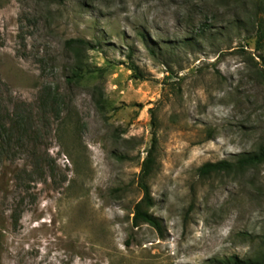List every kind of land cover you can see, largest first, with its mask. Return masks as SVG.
Masks as SVG:
<instances>
[{
  "label": "rangeland",
  "instance_id": "1",
  "mask_svg": "<svg viewBox=\"0 0 264 264\" xmlns=\"http://www.w3.org/2000/svg\"><path fill=\"white\" fill-rule=\"evenodd\" d=\"M264 0H0V264H213L264 253ZM70 40L89 44L69 83ZM155 160L149 213L132 224Z\"/></svg>",
  "mask_w": 264,
  "mask_h": 264
},
{
  "label": "trees",
  "instance_id": "2",
  "mask_svg": "<svg viewBox=\"0 0 264 264\" xmlns=\"http://www.w3.org/2000/svg\"><path fill=\"white\" fill-rule=\"evenodd\" d=\"M53 2H61L62 0H51ZM261 28L258 31L257 43L264 41V26L259 25ZM71 48L73 67L71 70V76L68 78L69 83H78L82 80L84 72V59L85 52L90 49L89 44L82 40H70L67 43ZM14 123L12 120H7L0 117V137L6 136L12 133L14 130ZM8 136V135H7ZM6 136V138H8ZM155 160L152 157V153L148 152L147 156L143 160L138 176V186L141 191V199L133 207L132 224L136 227L139 224H147L154 228L159 234H161L160 222L154 218L149 210L153 206L152 197L150 194V188L148 185L149 178L155 169ZM264 164V146H259L255 151L243 154L239 156L234 163L229 161H219L216 163H205L198 169V174L201 177H208L211 174L225 173L229 174L233 171L239 173L245 172L249 169H253L259 165ZM213 264H264V253L261 257L238 259L232 257L230 259L216 261Z\"/></svg>",
  "mask_w": 264,
  "mask_h": 264
}]
</instances>
